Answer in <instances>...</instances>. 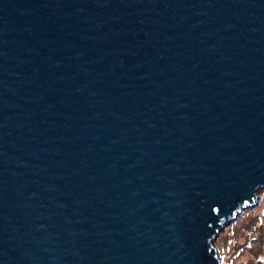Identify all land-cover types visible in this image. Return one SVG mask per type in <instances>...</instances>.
<instances>
[{
  "label": "water",
  "instance_id": "95a60500",
  "mask_svg": "<svg viewBox=\"0 0 264 264\" xmlns=\"http://www.w3.org/2000/svg\"><path fill=\"white\" fill-rule=\"evenodd\" d=\"M264 188V0H0V264H221Z\"/></svg>",
  "mask_w": 264,
  "mask_h": 264
},
{
  "label": "rangeland",
  "instance_id": "374dc122",
  "mask_svg": "<svg viewBox=\"0 0 264 264\" xmlns=\"http://www.w3.org/2000/svg\"><path fill=\"white\" fill-rule=\"evenodd\" d=\"M214 244L221 264H264V188L257 203L243 208Z\"/></svg>",
  "mask_w": 264,
  "mask_h": 264
}]
</instances>
